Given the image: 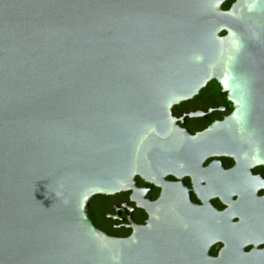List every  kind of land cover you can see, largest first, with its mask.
Returning <instances> with one entry per match:
<instances>
[{
  "label": "water",
  "instance_id": "water-1",
  "mask_svg": "<svg viewBox=\"0 0 264 264\" xmlns=\"http://www.w3.org/2000/svg\"><path fill=\"white\" fill-rule=\"evenodd\" d=\"M0 264H264V0H0Z\"/></svg>",
  "mask_w": 264,
  "mask_h": 264
}]
</instances>
